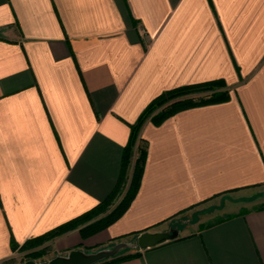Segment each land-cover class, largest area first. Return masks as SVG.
Returning a JSON list of instances; mask_svg holds the SVG:
<instances>
[{
	"label": "crops",
	"instance_id": "obj_1",
	"mask_svg": "<svg viewBox=\"0 0 264 264\" xmlns=\"http://www.w3.org/2000/svg\"><path fill=\"white\" fill-rule=\"evenodd\" d=\"M216 79L224 101L144 119L128 206L53 237L52 257L172 229L113 264H264V203L203 226L212 213L181 217L264 185V0H0V264L111 194L152 99Z\"/></svg>",
	"mask_w": 264,
	"mask_h": 264
},
{
	"label": "trees",
	"instance_id": "obj_2",
	"mask_svg": "<svg viewBox=\"0 0 264 264\" xmlns=\"http://www.w3.org/2000/svg\"><path fill=\"white\" fill-rule=\"evenodd\" d=\"M225 84L221 79H216V80H210V81H204L200 83H192V84H186L182 85L176 88L168 89L166 91L161 92L158 96H156L154 99H152L146 106L145 109L142 111L140 114L139 118L136 119L137 121L130 125V135H129V142L126 144V148L124 151L123 155V164H122V171H124V168L127 167L130 161L131 157V150L133 149L134 146L137 148V157H135L134 164H133V169L132 175L130 178V181L128 183V190L125 193V196H123V200L119 203L118 207L116 210H114V213H111V215H108L107 217L100 218L90 224H87L86 226L79 227L81 223L86 221L88 218L92 217L96 212V210H99L101 207H104L106 204L110 203L114 197L117 196V194L120 191V188L123 183V172H121V177L116 183L115 189L111 192V194L106 197V199L97 205H95L91 210L89 209L88 211H85L84 213L60 224L57 225L55 228L49 230L45 234L31 238L28 241H37V240H46V239H51L53 237L62 235L70 230H73L75 228L79 227V232L83 236H86L88 234H92L93 232H96L104 227H106L110 222H113L117 217L126 209L128 206L130 200L132 199V196H134V193L138 187L140 176H141V169L143 168V163H144V157H145V148L140 145L139 143V138H138V133L139 128L144 122L145 118L151 119L155 124L161 122L164 120V118L177 113L178 111L189 108V107H194V106H199V105H204V104H209V103H215V102H220L224 101L225 99L228 98L227 95V90H213L215 88H222L224 87ZM212 90L211 93L207 95H200L197 96L196 98L193 99H184V100H178L176 102L165 104L164 106H160L166 101H169L171 98H176L178 96H182L184 94H189L192 93L193 91H201V90ZM220 219H217L216 221H219ZM26 241L23 243L20 248H24L27 244ZM137 252L134 253H124L122 254L121 252L117 254L116 256H113L108 259H104L102 261H98L95 264H113L121 260H126L130 259L134 256H136Z\"/></svg>",
	"mask_w": 264,
	"mask_h": 264
},
{
	"label": "rangeland",
	"instance_id": "obj_3",
	"mask_svg": "<svg viewBox=\"0 0 264 264\" xmlns=\"http://www.w3.org/2000/svg\"><path fill=\"white\" fill-rule=\"evenodd\" d=\"M224 90L226 87L222 88H215L213 90ZM212 90H199V91H193L192 93L189 94H184L182 96H178L176 98H171L169 101H166L160 106H164L166 103L169 104L176 102L178 100H184V99H193L196 98L197 96H202V95H207L211 93ZM138 153V152H137ZM128 190V185L126 186L123 184L120 188L119 193L117 194L114 199L106 204L104 207H101L99 210H96L95 214L88 218L86 221L80 224L79 227L86 226L87 224H90L100 218L107 217L108 215H111V213H114L116 208L118 207L119 203L124 199L123 196H125L126 191ZM234 199V198H233ZM227 198H217L214 201H211L203 206H201V210L198 208L197 210H194L190 212L187 215L181 216L183 219H188V220H194L197 216L200 215L201 212H207V213H212L214 216H210V218L206 219H197L200 221V223L197 226H203L205 223L208 221H213L216 220V218H220L224 212H227L229 208L233 210H239L240 212L246 211L252 207L256 206H261L264 203V185H259L254 188H251L249 190L241 191L239 192V197L237 201L239 202H233V204H230ZM236 200V199H234ZM201 211V212H200ZM200 212V213H199ZM217 215V216H216ZM209 217V216H208ZM137 236L134 237H126L125 239H122L124 241H134ZM52 239V238H51ZM51 239H46V240H37V241H28L26 246L24 248L18 249L16 252L15 256L11 258L7 264H21L23 261H26L28 259H32L36 262H40L43 260H48L52 257L53 252L52 247L50 246V240ZM116 243V242H115ZM112 246V245H111ZM109 247V246H108ZM104 248V247H102ZM101 249V248H99ZM97 250V249H95ZM93 250V251H95ZM134 249H128V250H123L121 251L122 254Z\"/></svg>",
	"mask_w": 264,
	"mask_h": 264
},
{
	"label": "water",
	"instance_id": "obj_4",
	"mask_svg": "<svg viewBox=\"0 0 264 264\" xmlns=\"http://www.w3.org/2000/svg\"><path fill=\"white\" fill-rule=\"evenodd\" d=\"M175 230L168 232H142L137 235L134 241H117L112 246L97 249L95 251H82L72 249L66 255H57L48 260L36 262L32 259L23 261L21 264H95L98 261L106 260L116 256L123 250L145 249L155 246L163 241L177 236Z\"/></svg>",
	"mask_w": 264,
	"mask_h": 264
}]
</instances>
